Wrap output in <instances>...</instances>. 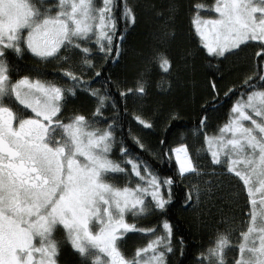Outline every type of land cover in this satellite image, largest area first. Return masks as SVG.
Wrapping results in <instances>:
<instances>
[{
	"label": "snow or ice",
	"instance_id": "snow-or-ice-1",
	"mask_svg": "<svg viewBox=\"0 0 264 264\" xmlns=\"http://www.w3.org/2000/svg\"><path fill=\"white\" fill-rule=\"evenodd\" d=\"M49 7L54 14L41 11L30 0H21L16 22L0 27V205L8 197H13L9 199V206L14 205L15 194L25 185L36 189L34 195L44 200L40 208L52 205L47 218L42 216L32 224H28L27 219L17 220L13 230H5L0 239V264H58L55 259L58 249L54 245H33L31 235L33 230L41 235L50 232L57 223L73 232L70 241L73 251L83 255L84 244L89 243L108 258L107 264H193V260L188 259L187 242L177 235L171 219L172 206L176 203L175 189L180 182H185V193L178 206L196 207L200 203L197 186L186 181V177L190 179L199 174L189 151L183 145L170 147L165 134L159 139L160 147L154 156L160 165L165 164L167 157L170 168L150 170L125 158L129 165L126 170L103 155L111 148L113 134L109 129L112 125L97 135L98 130H87L84 115H61L66 93L75 97L79 88L97 96V91L89 89V82L81 76L87 71L101 75L96 70L97 54L100 60L113 58V52L119 56L128 27L136 22L134 11L122 10L125 28L118 31L115 0L101 3L59 0ZM189 12L200 44L195 52L204 58L209 68L218 69L221 60L241 51H246L251 61L224 93L230 100V108L227 122L219 129L221 135L205 136V141L211 156L207 163L214 170L223 168L241 185L248 203L253 206L250 215L254 219L258 214L255 206L264 207V0H215L214 4L193 0ZM213 13V18H207ZM4 20L0 16V23ZM69 49L83 62L85 71L80 74L60 66L61 61L68 62ZM193 54L190 50L189 55ZM9 57L21 63L55 62L58 65L55 71L75 82V87L62 89L28 73L13 75ZM152 62L164 73L172 70V61L165 54L154 52L141 77L151 72ZM216 84L214 78L212 90H216ZM158 87L163 89L161 84ZM133 91L145 94L146 80H140L135 89L121 91L120 95L125 98ZM104 99L100 97V102ZM11 102L18 107L13 108ZM94 115H100L99 108ZM129 115L141 128L153 129V122L142 115ZM181 119L179 112L170 113L165 133ZM209 119L205 114L200 118V125L207 128ZM52 131H58L60 139L50 141L48 136ZM225 133L230 135L225 137ZM132 139L143 151L145 146L139 138L132 134ZM97 151L101 154L97 155ZM126 151L122 146V155ZM81 157L86 163L81 162ZM105 171L130 172L136 182L123 187L104 183L100 177ZM61 185L64 193L56 199L55 193ZM101 204L104 205L102 216ZM113 209L117 215H113ZM23 211L26 215L33 214L31 207ZM128 212L133 215L148 212L155 219L151 225L138 226L126 221ZM93 218L100 224L95 233L89 230ZM21 222L28 226L21 229ZM253 231L252 226L242 231L236 245L220 237L207 252L216 256L219 264H224L223 251L232 246L235 249L232 264H264V236L259 237L258 246H248ZM130 233L147 238L136 248L133 261L119 250V242Z\"/></svg>",
	"mask_w": 264,
	"mask_h": 264
},
{
	"label": "trees",
	"instance_id": "trees-1",
	"mask_svg": "<svg viewBox=\"0 0 264 264\" xmlns=\"http://www.w3.org/2000/svg\"><path fill=\"white\" fill-rule=\"evenodd\" d=\"M30 1L41 11L48 9L53 12L49 5L55 3L51 1ZM192 2L193 0H115L118 31L125 28V20L121 18L123 9L130 8L134 11L136 22L134 26L128 27L118 57L115 52L112 53L113 58L107 60H100L99 54L96 55V70L101 72L100 76L92 71L81 76L82 80L89 82V89L97 91V96L94 97L90 92L79 88L76 89L75 97L66 93L61 115H84L87 130H98L97 135L102 134L108 125H112L109 129L113 134L111 148L104 154L107 159L120 164L126 170L129 165L125 158L132 159L141 167H149L150 170L170 168L167 157L165 164L160 165L154 156V152L160 147L159 139L165 134L170 147L183 145L199 169L198 175H193L190 179L186 177V181L197 186L201 193L200 203L196 207L178 206L185 193V182H180L175 189L176 203L172 206L171 219L177 235L187 242L188 259L195 261V264H211L206 259L209 254L207 249L214 246L217 239L225 237L231 245H236L241 239V232L247 231L251 226L250 214L253 206L248 203L241 185L235 182L234 177L226 174L223 168L214 170L207 163L211 158L205 151V136L220 135V127L227 122L230 108V100L224 95L227 86L239 79L251 61L248 53L241 51L221 60L218 69L209 68L204 58L195 52L200 44L191 24L189 5ZM203 2L214 4L215 0ZM190 50L194 53L191 56ZM154 52L165 54L172 61V70L164 73L157 63L152 62L151 72L141 77L140 73L146 71ZM67 57L68 62L61 61V67L77 74L85 71L82 60L71 49ZM9 63L13 75L28 73L33 78L48 80L62 89L75 87V82L55 71L58 67L55 62L49 61L46 65H40L39 62L21 63L14 57H9ZM212 63L215 64L216 61L213 60ZM214 78L217 81L216 90H212L211 85ZM143 79L146 80L145 94L133 91L127 97H121V91L135 89ZM158 84L163 85V89ZM100 97H105L103 103L100 102ZM11 106L18 107L14 102H11ZM97 108L100 109L99 116L94 115ZM172 112H179L183 119L174 122L165 133L168 117ZM131 113L140 114L146 120L152 121L153 129L141 128L131 119ZM205 114L210 117L207 128L200 125V118ZM132 134L144 144L143 151L137 148ZM122 146L127 149L123 155ZM174 163L173 158L172 165ZM106 174V183L113 186L123 187L136 182V178L127 171H107ZM154 219L148 212H143L141 215H129L127 222L144 226L151 225ZM56 238L59 247L58 264H96L73 251L66 239L62 242L61 237ZM146 239L141 234L130 233L125 240L119 242V250L125 257L131 258L136 248L142 246ZM226 251L229 252L223 258L224 264H232L234 251ZM202 252L204 256L196 261V253Z\"/></svg>",
	"mask_w": 264,
	"mask_h": 264
},
{
	"label": "rangeland",
	"instance_id": "rangeland-1",
	"mask_svg": "<svg viewBox=\"0 0 264 264\" xmlns=\"http://www.w3.org/2000/svg\"><path fill=\"white\" fill-rule=\"evenodd\" d=\"M41 2L43 1H51L55 4H57L59 2V0H39ZM31 2V1H30ZM96 3H101L102 0H95ZM21 6V0H0V16H3L5 18V20L3 21V23H0V27H3L4 24H14L16 22V11L18 9V7ZM44 11V10H43ZM47 11H49L47 9ZM50 12V11H49ZM212 16H208L207 18H213L215 16V14H211ZM221 135V133H220ZM218 135V136H220ZM225 137H227L228 133L223 134ZM216 136V137H218ZM48 139L50 141H56L57 139H60L59 135H58V131H52L49 136ZM205 151L207 152V155L210 156V152H209V145L206 142V147H205ZM97 155H100L101 153L99 151H97L96 153ZM105 156V154H103ZM211 158V156H210ZM82 163H86V161L83 160V158H80ZM107 171H105L100 179L102 182L106 183L105 181V175ZM29 192V193H28ZM26 193L19 191L17 194H15V204L12 206H9V199H12L13 197H8L5 199L4 203L0 206L3 207V211L2 212H6L7 217L11 218L13 221L10 222L7 218L2 217V213L0 212V239L3 238L4 232L5 230H13L16 227V221L20 220L23 221L25 219H27L28 224H32L35 221H38L40 217H46L51 209V203H49L47 206L40 208L39 205H42L44 203L43 199H40L39 196L34 195V193H31L30 191H28ZM64 193V189H63V185L60 186V188L58 189V191L55 193V198L58 199L60 197V195H62ZM28 207L32 208V213L31 215H26L25 212L23 210L27 209ZM100 209H101V216L103 215V208L104 205H99ZM256 212L258 213L255 218L253 219V217L250 219V223L251 226L254 228V231L252 233V235L249 237L248 239V246L249 247H253V246H258L259 245V237L260 236H264V207H261L260 204H257L255 206ZM135 210H133L134 212ZM133 212H128L125 216V219L127 221V217L129 215H132ZM253 212V209H252ZM142 213L137 212L135 215H141ZM113 215H117V213L115 212V210L113 209ZM41 223H44V221H41ZM28 225L21 222L19 224V227L25 228ZM100 228V224L97 223L96 219L93 218L90 222H89V230L92 233L98 232ZM43 231V230H42ZM32 235V243L33 245L39 246V247H48L50 245H54L57 249H59L58 247V240L56 237H61V240L63 242L64 239H66L67 242L70 243L72 237H73V232L70 230H65V228L63 227V225L57 223L55 225L52 226L51 231L50 232H44L43 235H41L40 232H37L35 230H33L31 232ZM71 245V243H70ZM231 245V243H230ZM60 246L62 247L63 245H61V241H60ZM72 246V245H71ZM84 248L85 251L83 253V256L86 258L91 259L93 262H95L96 264H107V260L108 258L104 255H102L98 249L94 246H92L89 243H85L84 244ZM230 251H235L233 249V247L229 246L226 247L223 251L222 254V259L225 257V254H228L229 250ZM55 259L57 260V256L55 257ZM208 262L213 264L216 262H219V259L211 254H208L207 258Z\"/></svg>",
	"mask_w": 264,
	"mask_h": 264
},
{
	"label": "flooded vegetation",
	"instance_id": "flooded-vegetation-1",
	"mask_svg": "<svg viewBox=\"0 0 264 264\" xmlns=\"http://www.w3.org/2000/svg\"><path fill=\"white\" fill-rule=\"evenodd\" d=\"M19 191H22V192H24V193H26V192H28V191H30L31 193H35L37 190L36 189H33V188H31L30 186H28V185H25V187L24 188H21ZM29 193V192H28ZM3 207L2 206H0V212L2 213V217H4V218H7L10 222H12L13 220L11 219V218H9V217H7V215H6V212H2L3 210ZM2 210V211H1Z\"/></svg>",
	"mask_w": 264,
	"mask_h": 264
},
{
	"label": "clouds",
	"instance_id": "clouds-1",
	"mask_svg": "<svg viewBox=\"0 0 264 264\" xmlns=\"http://www.w3.org/2000/svg\"><path fill=\"white\" fill-rule=\"evenodd\" d=\"M200 255H201L200 253H196V261L199 260ZM128 259H129V261H133L134 260V256L131 257V258H128ZM193 264H195V261H193Z\"/></svg>",
	"mask_w": 264,
	"mask_h": 264
}]
</instances>
